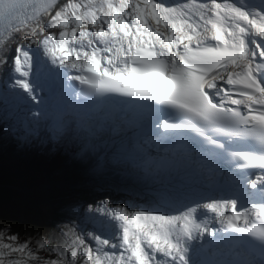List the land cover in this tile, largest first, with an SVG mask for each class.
<instances>
[{
    "label": "snow or ice",
    "instance_id": "obj_1",
    "mask_svg": "<svg viewBox=\"0 0 264 264\" xmlns=\"http://www.w3.org/2000/svg\"><path fill=\"white\" fill-rule=\"evenodd\" d=\"M40 67L61 83L62 104L46 105L32 78ZM0 77L6 93L44 106L9 129L19 144L71 135L77 156L97 154L96 113L116 102L151 114L153 132L143 144L121 143L112 159L155 171L145 145L173 141L192 146L209 174L248 173L236 182L247 203L176 201L161 190L147 208L88 205L93 219L103 217L100 229L65 225L54 246L37 237L32 248L0 230V264H264V0H0ZM102 162L97 155V169ZM206 237L207 248L194 245ZM219 245L229 259H192L194 247L215 256Z\"/></svg>",
    "mask_w": 264,
    "mask_h": 264
},
{
    "label": "rangeland",
    "instance_id": "obj_2",
    "mask_svg": "<svg viewBox=\"0 0 264 264\" xmlns=\"http://www.w3.org/2000/svg\"><path fill=\"white\" fill-rule=\"evenodd\" d=\"M15 47L16 45H13V51ZM3 89V85L0 84V94L2 93ZM6 104L9 106V108H14L17 107L16 105H21L16 100H8ZM5 106V104H0V132L5 131L7 128L10 129L15 125L19 127L20 125L18 124L22 122V119H16L14 111L7 109ZM19 110L22 113V108ZM98 134H100V136L106 135L101 133V131H99ZM68 137H70V135L66 138ZM35 140H37V143H41L40 139ZM63 142L64 139L62 142L55 144V148H53L52 157L50 159L43 161L42 157L40 156L41 166L38 168L52 171V178L50 182L42 184L33 190H29L28 192H23V197L33 199V203L36 206V215L34 218L35 221H32L34 225L33 228H31L32 232H25L24 230L13 232L12 229H8L6 225L0 221V230H10V232H6V235L16 234L19 236V242L29 241L30 247L32 248L37 247V237L43 238L45 243H47L49 246H54L56 243L62 242L63 238L60 237L59 232L62 228H64L65 225L74 224L82 231H98L100 229L99 222L103 219V217L95 216L93 219L95 214H89L87 212V206L90 204L96 205L104 199H110L114 204H121L125 201L135 204L133 202L134 196H132L131 193L124 189H118L115 186H120L121 188H127L126 186H129L132 188V186H134L133 183L121 182L119 178H125L126 175H129L127 177L134 175L139 170H142L139 166L133 165V161H129L127 159H117V162H106L105 167L101 166L97 169V171L93 172L92 175H89L86 178L76 177L74 176L72 165L69 164L71 161L64 160L68 158L70 148L69 146H66V144V147L62 150ZM76 144H79L78 149H75V151L78 152L80 150V143L78 142ZM150 146L151 145L147 144V147L150 148ZM36 149L37 150H35L29 158V165L26 167L28 171L36 170L37 168L36 165H34L36 162H34V159L37 157V153H40L41 150L38 148ZM128 161L133 167L130 173H128L126 170H120V167L128 166ZM111 165L113 166L112 168L110 167ZM22 169V166L17 168V170H19L18 172L20 173ZM111 175H115L116 177L110 180L108 176ZM141 175L143 176L150 174H144L143 172ZM151 176L154 178L152 173ZM153 182L154 181L151 180L150 184H153ZM157 192H159L158 188L151 187L147 189V191L143 194L146 200L135 205H138L141 208L149 207L150 201ZM167 193L174 194V199L176 201H183L180 198V195L183 197L182 193L175 190H170ZM37 206L39 208H37ZM27 224L28 223L26 222L25 225ZM38 255L46 259L54 258V256L43 250L39 251Z\"/></svg>",
    "mask_w": 264,
    "mask_h": 264
},
{
    "label": "trees",
    "instance_id": "obj_3",
    "mask_svg": "<svg viewBox=\"0 0 264 264\" xmlns=\"http://www.w3.org/2000/svg\"><path fill=\"white\" fill-rule=\"evenodd\" d=\"M33 148L36 150L33 142L19 144L8 129L0 133V221L13 232H32L36 206L33 199L23 197V192L48 183L52 178V171L39 168L26 171ZM41 150L44 153L43 159H49V148L41 147ZM40 162L37 161L38 164ZM19 166L26 170L18 172Z\"/></svg>",
    "mask_w": 264,
    "mask_h": 264
},
{
    "label": "bare ground",
    "instance_id": "obj_4",
    "mask_svg": "<svg viewBox=\"0 0 264 264\" xmlns=\"http://www.w3.org/2000/svg\"><path fill=\"white\" fill-rule=\"evenodd\" d=\"M13 45H16V44L15 43L11 44L10 45L11 49H12ZM12 53H14L13 50H12ZM4 70H7V68H5ZM4 70H3V74L6 72ZM8 100H11V101H15L16 100L17 101V97L14 94L11 95V93H6V92L4 93V89H3L2 93L0 94V104H5L6 105L5 107L7 109L14 111V115H15V117H16L17 120L18 119H22L21 120L22 122H20L18 125L21 126V125L26 124L29 121H31L32 117L28 114V112L25 111L24 106L22 107L21 105H16L17 107L9 108V106L6 104V102ZM21 108H22V113L19 110ZM19 112H20V114H19ZM117 127L118 126L109 127L105 132H102V133L106 134L104 137H101L100 134H99L98 135V142L100 141L101 145H103L108 140V137L110 135L112 137H114L115 136V133H116V130L115 129H117ZM121 130H124V128L121 129ZM127 131H129V136L125 140L126 144H132V143H141V144H143L144 143L145 140L139 139L133 131H131V130H127ZM42 135H43V133H42ZM144 136L151 137L152 136V133L144 134ZM62 141H63V139L60 140V141H55V142L53 141V142L56 143V144H58V143H60ZM78 142L79 141L76 140V139H74L71 135L68 138H66V137L64 138L62 150L66 146H69V148H70V153L68 155V158L67 159H64V160L71 161V162H69V164L72 165V170L74 171V176L80 177V178H86L89 175H92L93 172L97 171V168H96V160H97L98 153L97 154H91V153H89V154H87V155H85L83 157L77 156L76 155L77 151H75V149H78V147H79V144H76ZM33 143H35V146H37L36 148H38V149L41 150V147L42 148L44 147V143L45 142H43V143L42 142L41 143H37V140H33ZM145 151L149 155H151L150 150L147 149V144L145 145ZM37 154H41L42 155L43 154V151L41 150V152L40 153H37ZM49 155H51L50 152H49ZM108 158H109L108 155H105L104 156L103 161H104V164L105 165H106V161H107ZM75 161H77V162H75ZM129 161H132V160H129ZM129 161L127 162L128 164L126 163L128 166H126V167H120V170H126L128 173H130V171H132L133 167L129 163ZM187 161H189V160H187ZM137 163L138 162H133V165L137 166ZM74 167H75V170H74ZM110 167L112 168L113 166L111 165ZM140 169H142V170H139L138 171L139 173L137 172V173H135L134 175H132L130 177H127L129 175H126V178L119 179L121 182L133 183L134 186H132V188L129 187V186H126L127 188H125V187H122L121 188L120 186H115L118 189H124V190L128 191L129 193H131L132 196H134L133 202L135 204H138L139 202H142V201L144 202L146 200L145 197L143 196V194L147 191V189H149L151 187L158 188L159 191L164 190L166 192H169L170 190H175L177 192H180V193L183 194V197H181V195H180V198L184 202L187 201V198L188 199H191V198L198 197L204 191L199 186V185H201V183H200L201 180H199V179H196L195 181L192 180L193 179V177L191 176L192 175V170L195 169V173H196V163H195V167H193V168H189L188 167L187 169H185L183 171L182 178H185V180H183V181H181L179 183H174V184H172L170 186H168L166 184V178H164L163 180H158L157 179V177H156L157 172L156 171H145V169L143 167H140ZM142 171L144 172V174H150V175H143L142 176L141 175L143 173ZM151 172H153L154 178H152ZM68 173H69V171H68ZM70 173H71V171H70ZM151 180L154 181L153 184H150V181ZM171 196L174 198V194H171Z\"/></svg>",
    "mask_w": 264,
    "mask_h": 264
}]
</instances>
